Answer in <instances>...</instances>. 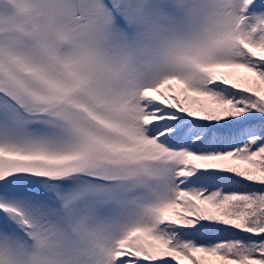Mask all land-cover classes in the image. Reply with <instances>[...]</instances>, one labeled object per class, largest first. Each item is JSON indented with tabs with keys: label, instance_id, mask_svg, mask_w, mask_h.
I'll return each mask as SVG.
<instances>
[{
	"label": "snow or ice",
	"instance_id": "obj_1",
	"mask_svg": "<svg viewBox=\"0 0 264 264\" xmlns=\"http://www.w3.org/2000/svg\"><path fill=\"white\" fill-rule=\"evenodd\" d=\"M0 264H264V0H0Z\"/></svg>",
	"mask_w": 264,
	"mask_h": 264
},
{
	"label": "clouds",
	"instance_id": "obj_2",
	"mask_svg": "<svg viewBox=\"0 0 264 264\" xmlns=\"http://www.w3.org/2000/svg\"><path fill=\"white\" fill-rule=\"evenodd\" d=\"M197 43V40L191 36V35H187L185 37H182V43L179 46V52L181 54H188V50L192 47H194ZM184 71H190V67L185 66Z\"/></svg>",
	"mask_w": 264,
	"mask_h": 264
}]
</instances>
